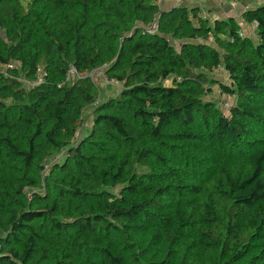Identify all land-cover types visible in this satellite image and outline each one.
Listing matches in <instances>:
<instances>
[{
  "label": "trees",
  "instance_id": "trees-1",
  "mask_svg": "<svg viewBox=\"0 0 264 264\" xmlns=\"http://www.w3.org/2000/svg\"><path fill=\"white\" fill-rule=\"evenodd\" d=\"M201 13L0 0V264H264V5Z\"/></svg>",
  "mask_w": 264,
  "mask_h": 264
},
{
  "label": "rangeland",
  "instance_id": "rangeland-1",
  "mask_svg": "<svg viewBox=\"0 0 264 264\" xmlns=\"http://www.w3.org/2000/svg\"><path fill=\"white\" fill-rule=\"evenodd\" d=\"M195 1V2H194ZM200 0H190V2L185 3L186 7H193L192 5H198ZM192 4V5H191ZM166 5V4H165ZM264 5V0H244L241 2H233V3H222L221 0H201V10L204 12L205 16L210 20H217V19H226L228 17H233L236 19L237 23L241 27V34L244 37L250 38L253 42L256 40L255 30L253 29L252 24L244 23L242 19V14L244 11L248 9H254L256 7ZM200 6V5H199ZM216 76L220 78H225L224 71L216 73ZM226 80V78L224 79ZM41 82V80L39 81ZM27 86H31V83L25 82ZM122 86L121 85H114L111 83L104 82L101 85V88L98 89L100 91V101L107 100L109 98H115L118 93L120 92ZM212 95L208 97L209 100H214L218 102L219 107L224 108L234 102V99L229 96H222L218 92L217 87H213ZM93 109H89L84 113V122L83 126L79 129V134L82 135L86 133L92 126L91 122V114ZM61 158V155L57 156L56 159ZM53 164V160L48 163L47 168H50Z\"/></svg>",
  "mask_w": 264,
  "mask_h": 264
},
{
  "label": "built area",
  "instance_id": "built-area-1",
  "mask_svg": "<svg viewBox=\"0 0 264 264\" xmlns=\"http://www.w3.org/2000/svg\"><path fill=\"white\" fill-rule=\"evenodd\" d=\"M19 1L22 2L23 4H26L28 2V0H19ZM164 2H165V0H157V3H158L160 8H163ZM187 2H190V0H174L173 5H174V7L185 6V3H187ZM201 16L206 17L203 11L201 13ZM252 25H254V24H252ZM253 29H256V25L253 26ZM157 32H158V26H157L156 21L152 22L151 24H149L147 26H143L142 30H141V33L143 35H154V34H157ZM214 72L219 73V72H222V70L220 68H218ZM86 77H89L91 79L93 85L98 89L101 88V85L104 82L111 83L114 85H119V83L117 81H109L108 80V78L106 76V68L105 67L94 70L91 73H87V72L79 73L76 71V69L74 67L71 66L70 70L67 73V80L68 81H73L76 79H81V78H86ZM225 78L227 80H229L228 77H225ZM99 100L100 99H98V101ZM229 107H230V105H228L227 107H224L226 110V114H227V110L229 109ZM76 139H77V136H76Z\"/></svg>",
  "mask_w": 264,
  "mask_h": 264
},
{
  "label": "crops",
  "instance_id": "crops-1",
  "mask_svg": "<svg viewBox=\"0 0 264 264\" xmlns=\"http://www.w3.org/2000/svg\"><path fill=\"white\" fill-rule=\"evenodd\" d=\"M222 1V3H226V2H224L223 0H221ZM195 2V1H194ZM166 4V5H165ZM174 0H165V2H164V6H163V8L164 9H169V8H172V7H174ZM192 5V4H191ZM200 5V6H199ZM193 7H198V8H201V0L199 1V4L198 5H192Z\"/></svg>",
  "mask_w": 264,
  "mask_h": 264
}]
</instances>
